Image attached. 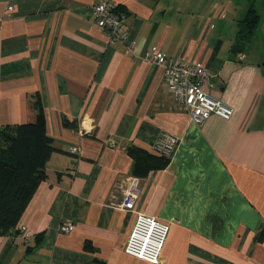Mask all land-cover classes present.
<instances>
[{
    "label": "crops",
    "instance_id": "1",
    "mask_svg": "<svg viewBox=\"0 0 264 264\" xmlns=\"http://www.w3.org/2000/svg\"><path fill=\"white\" fill-rule=\"evenodd\" d=\"M97 1L0 0V127L42 118L54 147L0 264H150L125 253L139 213L170 226L161 264H264V0H115L133 56L97 25ZM250 8L260 22L237 51ZM147 50L206 66L231 118L192 122ZM165 133L179 139L168 166L137 177L130 150L152 154Z\"/></svg>",
    "mask_w": 264,
    "mask_h": 264
},
{
    "label": "built area",
    "instance_id": "2",
    "mask_svg": "<svg viewBox=\"0 0 264 264\" xmlns=\"http://www.w3.org/2000/svg\"><path fill=\"white\" fill-rule=\"evenodd\" d=\"M13 9L12 5L8 7V11H13ZM93 15L97 25L107 32L110 43L122 42L125 45L126 55L133 56L135 54V41L125 26V15L118 10L115 0H98L94 6ZM1 29L2 21L0 20V31ZM142 58L144 61L164 69L169 92L175 97L177 103L187 111L192 122L202 125L212 115H218L224 119H230L233 115L232 108L212 97L203 89L205 83L210 89L215 87V75L202 63L170 58L155 50H147ZM178 141V138L165 133L154 143L152 152L169 158ZM69 153L79 158L81 147L71 146ZM139 184L138 178H130L123 201L119 205L120 209L128 212L135 210V201L140 193ZM73 230L72 223L61 226V231L64 233H70ZM169 231L168 224L153 216L139 213L125 246V253L150 264H161ZM30 239L31 233L27 231L25 240L28 242Z\"/></svg>",
    "mask_w": 264,
    "mask_h": 264
},
{
    "label": "trees",
    "instance_id": "3",
    "mask_svg": "<svg viewBox=\"0 0 264 264\" xmlns=\"http://www.w3.org/2000/svg\"><path fill=\"white\" fill-rule=\"evenodd\" d=\"M118 10L120 11L119 7ZM260 16L250 8L240 23L235 49L242 51L251 41ZM54 147L46 134L44 119L34 124L0 127V235L17 228L40 185L46 180V164ZM137 177L165 169L169 158L133 148Z\"/></svg>",
    "mask_w": 264,
    "mask_h": 264
}]
</instances>
